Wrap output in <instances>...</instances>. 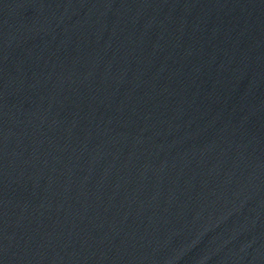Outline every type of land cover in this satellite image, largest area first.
Here are the masks:
<instances>
[{"label": "water", "instance_id": "1", "mask_svg": "<svg viewBox=\"0 0 264 264\" xmlns=\"http://www.w3.org/2000/svg\"><path fill=\"white\" fill-rule=\"evenodd\" d=\"M0 264H264V0H0Z\"/></svg>", "mask_w": 264, "mask_h": 264}]
</instances>
